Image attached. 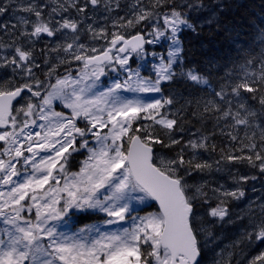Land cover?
<instances>
[{"label": "snow or ice", "instance_id": "6c2138e0", "mask_svg": "<svg viewBox=\"0 0 264 264\" xmlns=\"http://www.w3.org/2000/svg\"><path fill=\"white\" fill-rule=\"evenodd\" d=\"M16 3L17 0H9L8 3L0 0V16L13 9ZM50 3L55 6L51 7L46 16L41 5L28 0L27 4L21 3L18 9L13 10L15 24H0V30L6 34L11 27L13 36L12 44L6 46L0 43V47L12 48L11 59L3 58L0 67L12 66L14 71L20 69L32 76V67L38 66L34 63V38L38 39L42 35L54 37L57 34L67 36L70 33L73 43H67L62 49L68 52L74 48V42L79 39L82 30L92 32L94 37L106 35L103 29L97 32L92 23H87L85 29L86 21L89 20L87 16L89 6L95 11L103 4L104 11L109 13L113 11V6L120 8L119 0H83L82 6L79 0H50ZM163 3L165 7L170 8L169 12H163L160 6L161 0L149 4H144L143 0H136L132 6V19H128L126 25L123 24L125 18L119 17L121 26H133L155 17L154 31L149 33L153 39L146 40L143 35L125 39L123 35L113 33L110 42L112 47H115L123 41L124 46L117 49L118 52L127 53L130 49L131 52L142 56L146 54L145 43L152 44L161 37L170 39L174 47L168 51L166 60L161 57L159 66H154L155 80L145 79L140 76L139 71L133 72L132 69L126 68L129 57L127 55L113 57L109 54L111 49H108L99 56L82 57L77 54L74 57L76 60L84 59L85 68L94 65L92 76L97 80L99 75L104 74L102 65L110 64L113 59L121 69L128 72V77L123 83L115 82L107 93H101L93 99L83 96L84 88L79 91L73 88L71 93H65L70 77L58 79L56 85L52 86L55 91L43 97L39 91L38 80L35 81L37 89L35 91L33 86L27 83L14 89L11 88L10 81L0 84V128L5 129L0 132V141L5 145L3 151H0V157H8V159L0 158V185H14L6 198L4 193L0 192V198H4L3 203L0 204V219L5 225L10 226L0 229V264H199L198 257L201 256L202 245L198 236L204 233L203 247H207V238L212 234L203 227L197 228L195 201L198 196L204 197L206 201L207 193L201 186L195 187L196 195L191 194L193 186L187 183L182 173L188 174L193 167L201 171L211 167L207 162H195L196 151L207 149L208 137L201 135L199 139H190L176 157L168 160L160 159V165L157 166L153 162L152 144L171 147L180 144V141L170 136V142L165 144L161 138L154 136L153 131L150 130L151 125L140 123L139 127H134V124L151 120L165 129L172 130L177 125V120L169 119L166 115L161 116L159 109L165 104L171 105L175 98L163 102L159 99L144 102L114 96L110 104L105 99L119 89L159 93L162 81L175 79L177 74L173 71V65L181 59L182 52L177 34L181 31V25L195 31V25L189 23L186 17L182 18L185 14L179 9L202 7V5L192 4L188 0L184 3H176L173 0L171 4L169 0H163ZM72 9H75V15L71 14ZM17 12L28 15H17ZM161 15L162 23H160ZM57 16L59 19H56ZM75 46L81 50L84 48L83 44ZM58 50L60 49H54V51ZM180 75L195 84L208 83L207 79L195 69L181 72ZM133 76L136 77L135 81ZM256 83H259L261 90L264 91V60L261 61L258 79L256 74H253L251 79L221 85L220 91L215 95L226 107L215 101H208L212 109L206 105L205 111L214 109L220 113L217 121L231 119L232 127L244 125L250 128L259 120L261 141L264 142V95L259 97L260 111L257 112L247 104L248 98L242 96L240 91L243 89L245 92L253 93L256 91L254 87ZM92 87L93 85H88L87 90L91 91ZM228 88H231L234 99H229ZM25 89L32 97H40V102L34 104L29 100L26 106L15 109L16 115H13L12 101L17 97L23 99L22 92ZM55 98L65 100L64 106L72 110L71 117H65L63 113L52 110L51 105ZM255 98L254 96L253 99ZM234 101L237 106L235 113L232 110ZM101 103L105 106L100 107ZM240 110H243V113ZM21 115L25 119L18 123V117ZM33 116L36 118L27 119ZM77 118L87 121L86 127H78ZM37 119L45 123L37 124ZM9 123L12 126L11 131L6 127ZM31 126L39 127L41 131L33 134L28 130ZM105 128L108 131L101 135L99 129ZM89 134L96 138L98 150L89 148L87 139ZM229 135L231 139H237L231 133ZM20 137L27 141V147L21 142ZM246 147L254 151L255 161H260L259 168L264 172V155L261 154L264 152V143L261 152H255L257 148L255 143L250 142ZM83 148H87L90 155L83 162L80 172L71 174L72 178L69 181L65 165L72 153ZM185 148L193 150L191 159L185 160L183 155ZM37 150L48 152L39 163L36 162V157L39 155ZM25 152L30 155L26 156ZM21 158L23 165H30L32 171L28 172L25 167L24 171L27 174L23 175L22 179L14 180V177L22 176L17 168ZM227 159L229 161L247 159L249 164L256 166L251 155L247 157L229 155ZM54 170L65 179L63 188H52L37 195V190L44 189L50 179L55 180L59 185V180L53 174ZM29 189L33 193L30 197ZM55 192H66L68 197L59 209L56 205L60 204V200L51 195ZM223 195L240 198L245 193L239 190L225 191ZM26 198L36 202L28 206L29 212L32 207L36 208L35 221L26 219L22 215L25 206L21 202ZM148 198L159 202L160 211L145 217H132L134 224L131 230L123 228L106 233L96 228L95 237L89 239L85 236L77 239L58 232L55 226H49L50 220H61L70 208L81 211L98 210L110 217L105 221L106 224H116L124 221L132 211L130 205L133 201L144 202ZM9 208L11 213L6 212ZM260 210L264 213V204L260 206ZM227 214V209L220 204L211 208L209 212L210 216L218 217L220 220H223ZM136 220H139L138 224L135 223ZM83 231L81 229V232ZM91 231L90 229L89 232ZM245 235L250 242L264 243V221L253 232ZM45 239L47 244L44 243ZM217 256L219 259H216L214 264H223V250L217 253ZM249 264H264V251L254 256Z\"/></svg>", "mask_w": 264, "mask_h": 264}, {"label": "rangeland", "instance_id": "374dc122", "mask_svg": "<svg viewBox=\"0 0 264 264\" xmlns=\"http://www.w3.org/2000/svg\"><path fill=\"white\" fill-rule=\"evenodd\" d=\"M3 2L8 3L9 0H3ZM33 2H35L36 4L39 3L38 5L42 6V10L45 12L46 16H47V13L51 10V7L55 6V4L50 3V0H46L47 6L45 5V2L43 0H33ZM79 2L81 3V6H82L83 0H79ZM119 2H121L120 8L117 9V8H115V6H113V10H115V9H117V10L115 11V14L111 13L110 15H109V12L104 11L103 4L98 6L95 11H93L91 6H89V8L87 10V16L89 17V20L86 21V24L84 26L85 29H86L87 23H92L93 27L97 30V32H99L100 29H103L104 33L106 35H96L94 37L92 32H89L87 30H82L80 33L79 39L74 42V48L69 50L68 52L63 51L62 49L64 46L67 45V43H73V41L71 39L72 34H70V33L67 36H62L60 34H57L56 35V41H58V42H56V43L52 42L50 40V37H48L46 35H42L40 38H38V39H40L39 42H42V44L44 46H46V52H47V54H46L47 63L45 62L46 60L44 62L42 61V66L40 68L41 69L40 74L42 75L43 79L46 78L44 81H43V79H41V81H40V83H41V92H40L41 97L47 95L49 92H54L55 90L52 88V86L56 85L58 79H64L66 77H70V83L65 88V90H64L65 93H71L73 88H75L77 91H79V89H81V88H84L85 92L83 93V96L87 99H93L95 96H99L101 93H107L108 89L113 87L115 82L119 81V82L123 83L127 79L128 72L121 69L120 66L115 62V59H113L114 61L110 65H108L107 69L104 70V74L99 75V79H98L99 82L96 83L94 81V79H96V78L94 76H92L93 67L85 68L84 64H83L84 59L76 60L74 58L75 55H77V54H79L82 57H88L89 55L93 56V54L100 52L104 48L105 44H107V43L109 44L111 42V40L113 39V35H112L113 33L126 36L131 31H133V30L136 31V26L140 23H144L145 26L147 27V29L145 31L147 32L148 40L153 39L152 35H149V33H152L154 31V25L156 22L155 20H153V21H149V20L141 21V22H139L133 26H121V22L119 20V17L125 18L123 21V24L126 25L127 20L132 19V6H133V4L136 3V0H119ZM144 2H145V0H143V3ZM21 3L27 4L28 0H17V3H16L17 5L15 4L16 6H13V9H10L6 13L7 15L6 14L3 15L4 17L0 16V21H3V19H5L9 16L8 17L9 22H5V23H9V25L15 24L16 20L13 17L12 12L14 9H18ZM218 8H221V5H220L219 1H216V5L212 4L211 7L204 9L203 11L201 9H199L195 12H191V15L186 17V18H187L188 22L193 24V25L194 24L198 25V26L209 25L216 18ZM18 13H20V12H18ZM71 14L72 15L76 14L75 9L71 10ZM185 16H186V14H185ZM56 19H59V16H57ZM162 21H163V16L160 17V23H162ZM184 30H191V29H187L183 25H181V31H184ZM181 31L177 34V36L181 33ZM47 40H49V41L47 42ZM12 41H13V38H12ZM18 42L19 41H17V43ZM36 43H37V38H34L33 51H34V56L36 57L35 61H34L35 65H36L37 61L39 60V56L35 52L36 48H37ZM10 44H12V43H10ZM79 44L84 45V48L82 50L75 46V45H79ZM147 45L149 47V51H145L146 54H144L142 56L127 55L129 57V61H128V65L125 67L132 69L133 72L139 71L140 76L145 78V79L151 78L152 80H155V78H156L155 67L159 66V64L161 62L160 58L164 57L166 60L168 51L170 50V48H172L174 46L172 45L171 40L167 39L166 37H161L160 39H158L154 43L147 44ZM155 46H157V51L152 52V50L154 49ZM57 48L60 49L58 52H60L61 58L55 57L54 52L57 53V51H54V49H57ZM2 49L4 50V55H2L0 57V60L3 62V58L7 57L9 59L10 56L12 55V54L6 55L7 53H12V48L2 47ZM92 49H96V51H92ZM163 51L165 54L163 53ZM117 55L118 54H115L114 57ZM119 56H121V55H119ZM57 60L60 62V67H62L64 69H59V71L56 70V71H58L57 75H56L57 77H54V78L47 77L46 75L49 74L48 70H51V71L53 70V69H48V67L53 66V64ZM131 64L133 65V67H131ZM16 70H17V75L15 77L12 76V72H11V77L9 79H7L6 74H3L4 75L3 79H6V81H10L11 83H13L15 81V79H19L22 82L24 81L27 84L33 83V85H35V78L33 76H29L27 73L22 72L20 69H16ZM74 70H76V71L74 72ZM60 71L73 72L74 74H72V75L71 74H65V73L61 74ZM25 77H27V78L24 79ZM135 79H136V77L133 76V81H135ZM102 80L104 81V83L100 84V82ZM73 81H79V83H72ZM3 82H5V80ZM3 82H0V84H2ZM162 82H165V81H162ZM88 85H93L91 91L87 90ZM35 90H36V88L33 89V91H35ZM114 96H119L122 99L123 98L133 99V100L138 99V100H141L144 102H151V101H154L157 99H159L163 102L164 100L168 99L166 96L161 94V92H159V93H155V92L141 93V92H132V91H128L125 89H119L115 93L107 96L105 99L110 104ZM40 99H41L40 97H32L31 95H29L26 98V100L23 102V104H24V106H26V103L29 100L34 104H38L40 102ZM64 105H65L64 99L55 98L52 101L51 107H52L53 111L61 112V113H63V115L65 117H71L72 110L70 108L65 107ZM21 106H23V105H21ZM99 106L104 107L105 104L101 103ZM37 112H38V109H37ZM159 112H160L161 116L166 115L167 118L170 119L172 116V112H173L172 105L167 106V104H165L164 107L159 109ZM34 118H36V117L33 116V117H30L27 119H34ZM157 118L159 119L160 117L158 116ZM148 121L151 125L157 126L163 132V134L166 135V141H169V137L171 135H173L172 130L165 129V128H163V126L157 125L151 120H147L146 122H148ZM18 123H19V120H18ZM41 123H45V121H41V120L37 119V124H41ZM76 123H77V126L81 127V128H84L87 125V121H85L83 118H77ZM18 130L19 129L17 128V131ZM28 130L32 131L33 134L37 131H41V129L39 127H36V126H31ZM99 131H100L101 135H103L104 133H106L108 131V129L107 128L99 129ZM87 139L89 141V145H88L89 148H93V149L98 150L99 145L97 144L96 138L94 136H92L91 134H89L87 136ZM193 139H196V138H193ZM20 140L24 144V146L27 147V141H24L23 137H20ZM78 140H79V138H78ZM124 140L126 141L127 138L125 137ZM4 147H5L4 142L0 141V151H3ZM37 151H39V155L36 157V162L39 163V161L42 157H45L48 155V152L47 151H41V150H37ZM262 154L264 155V152H262ZM25 155L27 156L30 154L25 152ZM74 155L79 156V158L76 159ZM89 155H90V153L88 152L87 148L79 149V151L72 153V156L69 157V159H68V163L65 165V168L67 169V178L69 179V181L72 178L71 174L80 172V169L83 166V162L85 160H87ZM73 156H74V158H72ZM155 156H156L155 164L157 166L160 165V159L168 160V159L173 158V157L167 155L163 151H158ZM0 158L8 159V157H6V156L0 157ZM71 161H74V162L71 163ZM13 162L16 163V161H13ZM259 162L260 161L255 162V164L257 166L255 168V171H258L256 173H262L260 168H259V164H260ZM25 167H27L28 172L32 171L30 165H28V166L23 165L22 158H21V161L19 163H17V168L21 171L22 176L20 178L14 177L13 178L14 180L22 179L23 175L27 174L24 171ZM72 168H74V169H72ZM220 172H221L220 170L215 169L212 172H208L207 177L196 176V177H193L191 179L186 177L185 180L187 181V183L190 186H193V191L191 194L196 195V193L194 191L195 187H201L202 186V190H203V188H207V189H211V192H215L216 195H222L224 193V191H223L224 186H226V188H230V186H236V184H238V180L239 181H246L247 179L254 177L253 175L255 174L253 172H249L246 168H244V173H242L241 170L234 171V172H238L239 174L240 173L247 174L245 177H243L246 179H241V178L235 179V178L231 177L230 175H228L229 173L230 174L234 173V172H232V167H230L228 170L226 169V171H224V172H221V173ZM53 174L56 177V179L59 180V185L56 184L55 180L50 179L49 183L44 186V189H38L37 190V193H36L37 195H40L43 192H45L49 189H52V188H63L64 183H65V179L61 177V175L59 174V172L57 170H54ZM248 181L249 180H247V182ZM13 186L14 185H0V192L4 193V198L7 197V193L10 191L11 187H13ZM101 191H103V190H101ZM28 192H29V197H30L33 194L32 190L29 189ZM206 193H208V192H206ZM51 195L60 200V204L56 205L57 209L62 207L64 201L68 198L66 192H55V193H51ZM4 198H0V204L3 203ZM201 198L202 197L198 196L197 200H200ZM35 203L36 202L32 201L30 198H26L25 201L21 202V204H23L25 206V210L22 213V215H24L26 219H31V220L35 221L36 208L32 207L31 212L28 211V206L34 205ZM40 203H43V201H40ZM130 207H131L132 211L126 216V219L124 221H120V222H118L116 224H112V225L105 223V221L110 219V217H108L103 212H100L98 210L81 211L79 209L70 208V209H68V212L62 217L61 220H59V221L50 220L49 226H55L56 230L58 232H63L65 235L70 236V237H76L77 239H79L80 237L86 236L89 239H91L92 237H95L97 235V233L95 232L96 228H99L101 232H106V233L115 232V231H118V230L123 229V228H128L131 230L133 227V224H134L132 217H137V216L138 217H145V216H148L149 214L156 213L151 206V201L149 198L146 199L144 202L133 201L131 203ZM201 208H202L201 205L197 206V228H200L199 227V221H200L201 217L199 215L201 212ZM6 212L11 213V209L10 208L6 209ZM81 212L92 214V215L97 216V217L94 218L92 221L85 223V226L79 227V229L84 230L83 232H81V230L72 231L71 229L68 228L67 221L64 219H66L68 214H70V213L78 214ZM69 220L73 221V220H76V218L70 217ZM135 223L138 224L139 220H136ZM4 227H10V226L5 225L2 221V219H0V229H2ZM90 229L92 230L91 232H89ZM229 235H230V231H229V229H227V231L224 233V236L228 237ZM198 240L200 241V237L198 238ZM44 243L47 244V239H45ZM232 260L230 257H228L225 264H229V261H230V264H239V263L243 262V261L239 260L238 258H233V257H232Z\"/></svg>", "mask_w": 264, "mask_h": 264}, {"label": "trees", "instance_id": "16d2710c", "mask_svg": "<svg viewBox=\"0 0 264 264\" xmlns=\"http://www.w3.org/2000/svg\"><path fill=\"white\" fill-rule=\"evenodd\" d=\"M216 1H219L221 8H218L216 18L211 24L203 27L197 26L195 31L187 30L180 34L179 40L182 46L181 59L174 70L177 75L168 86H164L175 97L174 103H178L177 115L174 118L177 120V125L174 126L175 132L173 133H179L181 135L193 133L197 136L203 135L208 137L206 141L207 149L196 151L197 161L195 162H207L211 167L205 168L202 171L196 170L193 167L190 170L192 173L191 176L198 175V177H207V173L215 169L224 172L233 166L239 167V170L243 173L244 168H246L244 166L249 164L247 159L229 161L227 157L229 155L234 157H247L251 155L254 157L253 160H255L254 151L246 147V145L250 142L255 143L257 145L255 152H261L262 146L261 128L258 126L259 120L255 121L250 128H246L244 125L232 127L233 121L231 119L228 121L223 119L217 121V117L221 114L214 109L206 112L205 107L207 105L209 109H212V105H209L208 101H215L217 104L226 107L220 101V98L215 95L216 92L220 91L221 85L251 79L253 74H256V78L258 79L261 61L264 60V56H262V53H264V35H262L264 34V0H210L209 2L208 0H188V2L202 5V7H184L179 10L186 14V16L184 15L182 17L185 18L190 16L191 12L199 9L203 11L211 7L214 3L216 5ZM150 2L155 3V0H145L144 4H149ZM172 2L173 0H169V4ZM175 2L184 3L185 0H175ZM163 5V0H161L160 6L163 12H169L170 8ZM153 20H155V17L149 21ZM146 29L147 27L144 23L136 26L137 31ZM189 69H195L198 74L202 75L204 79H207L208 83L195 84L181 77L180 73L187 72ZM254 87L256 91L253 93L245 92L243 89L240 91L242 96L248 98L247 104L259 112V97L264 95V91L261 90L259 83H256ZM227 91L229 93V99H234L231 94V88H228ZM254 96L256 97L255 99H253ZM232 110L233 113L237 111L235 101ZM240 111L243 113V110ZM140 123L144 122H138L134 124V127H139ZM150 130L153 131L154 136L161 138L165 144L170 142V140L166 141V135L160 129L152 126ZM226 131L229 133L232 132L231 135L236 136L238 139L232 140ZM179 138L177 140L180 141V144L172 145L171 147H164L161 144L155 143L152 146L155 151L162 150L174 158L180 153V149L184 147L183 140L186 139L185 136ZM183 155L185 160L191 159L193 151L185 148ZM237 167H234L232 172ZM252 168L253 166L250 167V169ZM152 208L154 209L153 206ZM93 219V215H81L77 217L76 225H84ZM205 253H209V255L202 254L201 259H203V262L201 264H214L216 259L210 255L211 251H206ZM225 263L226 261L223 260V264Z\"/></svg>", "mask_w": 264, "mask_h": 264}, {"label": "flooded vegetation", "instance_id": "af4514ba", "mask_svg": "<svg viewBox=\"0 0 264 264\" xmlns=\"http://www.w3.org/2000/svg\"><path fill=\"white\" fill-rule=\"evenodd\" d=\"M9 28V33L7 34L4 31L0 30V43L4 45H9L10 43H12V29L11 27ZM35 52L38 54L39 60L36 63V65L38 66L32 67V76L35 78V81H41V79H43L42 75L40 74L42 61H47L45 47L40 45L38 48H36ZM9 54L12 53H7L6 55ZM2 55H4V50L2 49V47H0V57ZM9 59H11V56ZM0 63H2L1 60ZM48 69L53 70H48L49 74L46 75L47 77H57L56 75L60 69V62L57 60L53 64V66H49ZM11 72L14 73V77L17 75V70L14 71L12 66L0 67V82H3L4 80L6 81V79H3V74H6L7 79H9L11 77ZM26 78L27 77H25L24 79ZM45 79L46 78H44L43 81ZM24 83V81L22 82L19 79H15V81L11 83V88L14 89L16 86H22ZM29 85H32L33 89L36 88L33 83H29ZM39 91L41 92V83ZM29 95H31V93H29L26 89L22 92L23 99H21L20 97V99L13 105V115H16L15 109H19L24 106L23 102ZM18 119L22 120L25 118L21 115ZM260 176L262 179L261 183L258 179L250 178L247 179L249 180L248 182L247 180H238V184H236V186H230V188H226V186L223 187L224 192L237 190L244 191L245 195L240 198L224 196L223 194L216 195L215 192H211V189L203 188L204 192L208 193L206 201L204 197L201 198V224L203 225V228L207 229L212 234L207 238V244L211 243V239H213L216 244L215 248L217 250V253L221 252L222 250H225L226 253L230 252L233 256L243 261L239 264H249V261L254 256L259 255L260 252L264 251V243L258 244L254 241L250 242L245 235L246 233L253 232L256 227L262 221H264V213H262L260 210V206L264 204V173H260ZM232 177L235 179L238 178V172L232 173ZM218 204H220L221 207L226 208L228 211V214L224 217L223 220H220L218 217H212L209 215L210 209L216 207ZM227 229H229L230 235L228 237H225L224 233L227 231ZM202 237L203 242L205 243L204 233H202Z\"/></svg>", "mask_w": 264, "mask_h": 264}, {"label": "bare ground", "instance_id": "6f19581e", "mask_svg": "<svg viewBox=\"0 0 264 264\" xmlns=\"http://www.w3.org/2000/svg\"><path fill=\"white\" fill-rule=\"evenodd\" d=\"M207 1V0H206ZM210 0H208V2H209ZM237 1V0H236ZM240 1V0H239ZM204 2V1H203ZM234 2V1H233ZM244 2V1H243ZM247 2V1H246ZM213 3V2H212ZM257 3V2H256ZM39 4V3H38ZM17 5V4H16ZM16 5H14V6H16ZM214 5H215V3H214ZM245 5V4H244ZM164 6V5H163ZM204 6V5H203ZM257 6V5H256ZM263 6V5H262ZM254 7V6H253ZM237 9V8H236ZM262 10V9H261ZM230 12V11H229ZM228 12V13H229ZM247 12V11H246ZM24 13V12H23ZM226 13V12H225ZM234 13V12H233ZM248 13V12H247ZM223 14V13H222ZM7 15V14H6ZM227 15V14H226ZM233 15V14H232ZM4 17V16H3ZM9 17V16H8ZM11 17V16H10ZM9 22V21H8ZM12 23V22H11ZM9 24V23H8ZM256 24V23H255ZM11 25V24H10ZM143 25V24H142ZM218 27V26H217ZM199 28V27H198ZM10 29V28H9ZM139 29V28H138ZM202 29V28H201ZM208 29V28H207ZM216 32V31H215ZM232 39V38H231ZM185 40V39H184ZM260 41V40H259ZM238 42V41H237ZM239 45V44H238ZM258 46V45H257ZM256 46V47H257ZM205 54V53H204ZM238 54V53H237ZM211 61V60H210ZM234 62V61H233ZM207 66V65H206ZM189 67V66H188ZM223 68V67H222ZM227 68V67H226ZM234 70V69H233ZM234 71H236V70H234ZM238 71V70H237ZM227 72V71H226ZM236 78V77H235ZM234 79V78H233ZM237 79V78H236ZM218 81H220V80H218ZM226 82V81H225ZM229 82H230V80H229ZM235 83V82H234ZM211 108V107H210ZM236 110V109H235ZM214 113V112H213ZM216 115V114H215ZM188 122V121H187ZM226 123V122H225ZM260 123V122H259ZM190 124V123H189ZM188 124V125H189ZM256 125V124H255ZM191 127V126H190ZM256 127V126H255ZM204 128V127H203ZM258 128V127H257ZM256 128V129H257ZM200 130V129H199ZM185 131V130H184ZM187 131V130H186ZM201 131V130H200ZM214 131V130H213ZM227 132V131H226ZM227 133H229V132H227ZM226 133V134H227ZM232 133V132H231ZM214 134V133H213ZM242 137V136H241ZM238 139V138H237ZM233 140V139H232ZM236 140V139H235ZM261 143V142H260ZM263 143V142H262ZM217 146V145H216ZM238 148V147H237ZM226 149V148H225ZM238 149H240V148H238ZM170 150H171V148H170ZM169 150V151H170ZM242 150V149H241ZM244 150H246V149H244ZM247 151V150H246ZM175 152V151H174ZM177 152V151H176ZM239 152V151H238ZM257 152V151H256ZM241 153V152H240ZM176 154H178V153H176ZM242 154V153H241ZM245 154V153H244ZM254 155V154H253ZM214 156V155H213ZM254 158V157H253ZM190 159V158H189ZM195 161H197V160H195ZM239 166V165H238ZM255 170V169H254ZM228 175H230V173L228 174ZM252 181V180H251ZM243 185H245V184H243ZM245 187V186H244ZM261 189V188H260ZM257 190V189H256ZM262 198V197H261ZM259 208V207H258ZM255 211V210H254ZM257 211V210H256ZM254 215V214H253ZM258 216V215H257ZM262 216V215H261ZM254 217H256V216H254ZM260 217V216H259ZM258 218V217H257ZM260 219V218H259ZM263 219V218H262ZM209 252V251H208Z\"/></svg>", "mask_w": 264, "mask_h": 264}, {"label": "water", "instance_id": "95a60500", "mask_svg": "<svg viewBox=\"0 0 264 264\" xmlns=\"http://www.w3.org/2000/svg\"><path fill=\"white\" fill-rule=\"evenodd\" d=\"M131 39V38H130ZM120 44H123V41H121V42H119L116 46H118V45H120ZM115 46V47H116ZM123 46H124V44H123ZM122 46V47H123ZM115 47H111L110 49L111 50H113ZM121 54H124V53H121ZM15 100V99H14ZM14 100L12 101V103L14 102ZM7 128L9 127V124L6 126ZM0 130H5L4 128H0ZM153 200V199H152ZM153 202L155 203V205H156V207H157V209H158V211H160V209H159V202L158 201H155V200H153ZM199 258V257H198Z\"/></svg>", "mask_w": 264, "mask_h": 264}]
</instances>
